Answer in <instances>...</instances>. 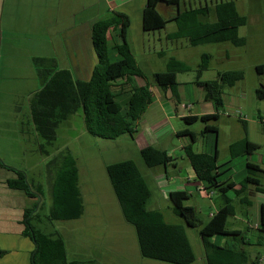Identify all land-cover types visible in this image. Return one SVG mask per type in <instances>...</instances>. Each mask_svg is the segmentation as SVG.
I'll return each instance as SVG.
<instances>
[{
	"label": "trees",
	"instance_id": "trees-1",
	"mask_svg": "<svg viewBox=\"0 0 264 264\" xmlns=\"http://www.w3.org/2000/svg\"><path fill=\"white\" fill-rule=\"evenodd\" d=\"M180 1L146 0L142 14L143 31L160 30L171 22L175 25V31L166 36L168 40L184 39L191 46L221 42H229L236 47L245 45V39L238 36V29L246 24V18L237 13L233 1H220L211 7L205 4L189 8H181ZM159 7H165L172 12L165 15L159 11ZM212 14L215 20L209 22ZM129 25V17L122 12H113L109 14V18L93 25L92 45L97 64L87 81L75 79L69 70L59 68L52 58L32 59L40 87L29 100L28 108L33 129L43 141L39 148L44 156L51 154L47 150L54 147L58 127L79 110L82 111L84 128L89 135L116 140L123 135L133 136L136 124L154 99L151 91L153 86L163 93L169 92L174 107L173 99L178 100L177 74L188 72L190 68L186 63L170 58L164 72L154 73L150 79H146L127 40ZM108 30L116 35V61H111L108 56L105 36ZM209 60L210 55H201L197 76L207 69ZM255 71L258 75H264V65H257ZM132 77L143 79L145 84L133 87ZM242 79V71H227L218 73L215 80L205 81L202 86L199 83V86L204 92L205 100L210 101L218 112L224 104V88H231ZM128 86L129 89L125 92L123 89ZM254 94L257 99L264 100V86L257 88ZM217 119L218 114L215 113L183 120L187 124L203 122V135L207 132L217 134V127L208 124L209 121ZM242 123L245 137L229 145L231 158L250 156L259 148L248 140L246 124L244 121ZM181 135H188L195 141V135L188 130L181 132ZM182 150L204 192L218 193L222 201L221 207L202 224L195 208L183 204L191 196L188 192L175 190L168 193L175 216L181 218L187 227L201 225L199 236L205 264H259L250 260L243 249L218 246L209 238L237 236L240 242L243 240L241 233L229 232L226 228L229 216L235 213L232 199L226 194L232 190L241 195L247 190V184L254 185L255 192L264 194V186L257 178L263 170L247 162V175L240 184L219 182L216 150L213 154L195 153L192 145L185 146ZM139 155L147 168L166 167L175 161L165 150L154 146L141 149ZM48 165L54 172L50 188L51 206L46 218L50 222L79 219L83 214V202L78 187L75 158L65 149L53 154ZM13 171L17 179L7 182L9 188L34 197V188L25 174ZM105 172L124 221L135 231L140 256L166 264H193L195 255L184 226L167 223L160 212L147 210L150 190L135 163L125 160L108 164ZM37 194L39 198L35 207L42 197L40 193ZM245 200L247 199H240V202L244 203ZM39 204L40 208L41 203ZM246 204L250 205V202L247 201ZM31 213V210H27L23 219L24 235L34 244L31 264H79L67 259L65 243L58 234L46 233L31 225ZM258 226V230L264 234V203L259 206ZM2 253L0 251V256Z\"/></svg>",
	"mask_w": 264,
	"mask_h": 264
},
{
	"label": "rangeland",
	"instance_id": "rangeland-1",
	"mask_svg": "<svg viewBox=\"0 0 264 264\" xmlns=\"http://www.w3.org/2000/svg\"><path fill=\"white\" fill-rule=\"evenodd\" d=\"M220 1L229 0H181L180 2L181 8H189L190 6L196 7L205 4L211 7ZM230 1L234 2L237 13L246 18V24L238 29V36L245 39V45L236 47L229 42H221L191 46L184 39L168 40L165 38L166 34L175 31L174 23L170 22L160 30L146 32L144 53L134 49L136 63L146 79H150L154 73L164 72L166 63L170 58L186 63L190 70L177 74V83L179 84L178 100L173 99L175 104L174 107L171 106L182 111V105L190 104L193 107L192 112H199L202 104L201 98L204 93L199 83L202 86L205 81L215 80L218 73L242 71L243 79L241 81L231 88H224V104L222 108L218 109L217 121L208 122V124L217 127V134L207 132L202 135L204 123L201 121L187 124L180 118H173L170 124L163 126L156 132L150 131V135L154 137V135L160 134L158 143L155 146L159 149L169 150L168 152L176 159L175 161L178 164L176 171L179 176L185 177L190 165L184 153L175 147L179 146L181 142L184 144L188 139L180 138L174 132L187 128L196 136L193 145L194 150L202 151L206 145L210 153H213L214 149L217 151V167L220 172L218 180H231L236 184H240L247 175L246 163L249 162L263 170V173L258 174L257 178L260 184L264 186V100L257 99L254 94L257 88L264 86V75H258L255 71L257 65H264V0ZM159 8L165 15L172 12L165 7ZM214 20L212 14L208 21L213 22ZM21 53L17 51V56L11 57L12 67L10 69H30L27 67L29 62L27 59L22 58ZM203 54L210 55L209 64L207 69L197 76L198 65ZM109 55H112V51H109ZM32 59L30 58L33 67ZM32 69L34 70V67ZM88 70L86 69L83 75L73 71V77L77 79L85 78V73ZM21 76L25 78V74ZM12 81L21 83V79ZM142 81L145 83L143 79ZM152 90L154 96L156 94L158 97L161 93L155 86L152 87ZM15 96L16 92L12 91L10 96L6 97L8 108L4 111V115L12 118L14 114H20L23 132L20 137H17L16 134L12 135L8 128H5V132L0 133V160L15 168L16 171L26 173L30 182L34 177L38 180L40 173L44 170V180L41 181L40 178V181H37L42 184L43 201L30 223L46 233L55 234V232H60L59 236L66 244V255L69 261L89 264L88 256L103 261L104 252L102 248L104 246L101 244L107 230V233L109 232V244L113 246L119 242L121 237L130 235L132 238L131 242H129L130 239L127 240L128 243L124 246L125 250L122 254H118L111 245L109 246V264H166L144 259L140 256L135 231L132 226L124 221L108 181L105 165L131 160L145 178L150 190L151 196L146 206L147 210L160 212L167 223L184 226L195 255L193 264H204L201 259L203 251L199 236L201 225L195 228L187 227L181 218L173 214L172 204L168 199L169 192L183 190L184 186H180L179 182L174 184L169 180L163 179L159 182L158 179H154L152 175L157 170L145 166L138 153L139 143L137 141L133 142L129 135H123L116 140H105L89 135L84 128L81 110L71 115L66 122L58 127L54 151L57 148L67 149L76 160L79 179L85 180L78 184L84 196L85 214L82 218L74 221H48L46 216L51 206V187L48 185L45 176L46 172H49L52 179L54 170L51 167L48 168L45 163L41 164L42 159L33 154V149L38 144H42L43 141L35 132L30 130L31 124L28 118L27 102L20 110L14 108V105L12 106L15 101L21 103V100ZM211 106L215 111L212 104ZM141 121L142 118L138 123L139 131L143 127ZM242 121L246 124V137L258 145L259 148L250 156L231 158L228 146L245 137ZM162 170L164 169L162 168ZM167 172L171 175L175 173L172 165L167 166ZM87 185L89 186V192L85 191ZM246 187L250 190L254 188V185L247 184ZM187 189L193 192L190 193V198L185 200L183 204L195 208L200 222L202 224L206 223L210 214L221 206L220 195L212 192L213 194L207 198L203 191L196 190V193L194 187H187ZM226 195L232 199L235 211L234 215L229 216L227 220V230H241L242 236L248 240L253 239L256 233L248 228V224L245 222L246 218L241 214V211L244 212L247 207L240 202V199L242 200L243 196L246 195L254 203H260L264 202V195L260 193L255 196L238 195L232 190L228 191ZM87 197L88 199H86ZM249 218V223L253 225L256 220L253 217ZM125 230H128V233ZM209 240L218 246H230L236 249L241 246L239 237L236 236H213ZM81 243L92 248L79 249ZM243 248H245L250 260H255L257 256L264 255V247ZM99 253L103 255H98Z\"/></svg>",
	"mask_w": 264,
	"mask_h": 264
},
{
	"label": "crops",
	"instance_id": "crops-1",
	"mask_svg": "<svg viewBox=\"0 0 264 264\" xmlns=\"http://www.w3.org/2000/svg\"><path fill=\"white\" fill-rule=\"evenodd\" d=\"M145 6L146 0H0V133L5 132V128H8L12 135L16 134L17 137L22 135L23 126L21 123L20 114H14L12 118H9L8 116L4 115V111L8 108L6 97L10 96L12 91L16 92L15 97H18L21 100V103L19 101L13 102L12 106L14 105V108L16 107L17 110H20L24 104H26V102L29 105V100L31 99L32 95L40 87L37 77L35 78L36 73L32 69L33 67L31 65L30 58L36 57L55 59L57 66L59 68L69 70L72 76L73 71L79 75H83V72L86 69H89L85 73V78L79 79L87 81L91 76L92 69L97 64V56L92 45L93 25L100 20L109 18V14L113 12H122L126 14L129 17L130 22L127 40L131 46V49L133 50L134 56V49L140 53H144V44L147 33L143 31L142 14ZM114 33L115 32H109L108 30L105 35L108 56L110 57L111 61H116L118 59L117 52L114 49L116 44V35ZM168 34H166V36ZM17 51L22 52L21 56L22 58L27 59L29 62L27 67L30 69H10L12 67L10 61L11 57L17 56ZM109 51H112V55H109ZM23 74H25V78L21 76ZM19 79H21V83H14L12 81ZM131 81L133 87H140L145 84L139 77H132ZM128 89L129 86L123 90L126 92ZM151 91L154 93L152 88ZM160 92L161 93H159L158 97L155 94L153 101L146 107L141 121L143 122V127H141L139 131L138 122L135 126L133 136H129L133 142L137 141L139 143L138 153L141 149L147 146L156 147L155 145L158 143V136L160 134L154 135V137H152L150 135V131L156 132L163 126L170 124V121L173 118H180L183 120L187 117H200L217 113L213 110L211 106L212 103L205 100L204 94L201 98L202 104L199 112H192L193 107L190 106V104L182 105V111L177 108L174 110V108L171 106L170 93H163L162 91ZM28 118L30 120V116ZM30 124L31 132H35L31 120ZM184 130H187V128L174 132L176 136L188 139L184 144L181 142L179 146L175 147L181 152H183V147L192 145L193 149V145L195 144V141H192L188 135H181V132ZM188 131L191 132L189 129ZM39 146L40 144H38L36 148L33 149V154H35V156H39L40 159H42L41 164L45 163L49 168L48 164L50 157L56 152L62 151V149L57 148L54 151L53 147L52 150H47V152L51 153L52 155L50 154L44 156L41 153ZM206 147L207 146L205 145V148L202 151H197L194 149L193 151L195 153L213 154L210 153ZM162 150H165L167 154L171 156V154L168 152L169 150ZM171 157L173 158V156ZM171 165L175 169V173L172 175L167 172V166H159L154 168L157 171L153 173L152 177L154 179H158L159 182H161L163 179L166 181L169 180L174 184L179 182L178 184L180 186H184L182 191H186L189 194L193 191L191 192L187 189V187H194L195 192L196 190H202V184L196 180L191 168H189L186 176L182 177L179 176L178 172L176 171L178 168L176 161L168 166ZM162 168L164 170H162ZM13 170L16 171L15 168L8 166V164L0 160V251L3 252L0 256V264H31L34 244L26 235H24L25 227L23 224V219L27 210H31L32 217H35L37 211L39 210V203L43 201L41 197V200H38V204L35 207V203L39 198L37 193H40L41 196L43 193L42 184L37 181H40V178L41 181L44 180V170L42 173H40V178H38V180L34 177L31 182L28 180L27 174L23 171H20L25 174L27 181L33 186L35 191H33L35 193L34 197H28L23 191L9 188L7 182L17 179V175ZM47 171H49V169H47ZM217 173L219 177V170H217ZM45 178L47 179L48 185L51 187V178L49 172H46ZM81 181L85 180L79 179L78 170V184H80ZM218 181L234 183L231 180ZM78 187L83 202V214L80 217L82 218L85 214L84 196L83 192L80 190V186ZM88 187V185L85 187L86 192H89ZM244 194L255 196L259 193L255 192V188H253L250 190L247 189L243 195ZM243 198L247 199L244 202L247 209H244V212L241 211V214L242 216H245V222L248 224V228L255 231L256 234L251 240H248L242 236L243 240L240 242L241 246L239 249H243L245 251V248L243 247L252 246L263 248L264 234L258 230V223L259 206L264 202L254 203L246 195L243 196ZM86 199H88V197ZM247 201L250 202V205L246 204ZM212 214H210V216ZM249 217H253V219L256 220L253 225L249 223ZM125 232L128 233V230H125ZM229 232H238L242 234L241 230L237 229L231 230ZM59 233L60 232H55V234L58 235ZM108 235L109 232L107 233L106 230V236L104 240L102 239L101 244L104 246V248H102L104 252L103 261L98 260L97 258H90L88 256L89 264H109V246L111 244H109ZM128 239H130L129 242L132 241L130 235L121 237L119 242H117L115 246L111 245V247L114 248L118 254H122L125 250L124 246L128 243ZM81 244L79 245V249L92 248L87 244H84L83 246L85 247H83ZM242 245L244 246L242 247ZM101 254L102 253H99L98 255ZM201 259L205 264L204 257ZM81 261L83 262V260ZM95 261H97V263H95ZM255 261H257L259 264H264V255L257 256ZM84 263L86 264V262Z\"/></svg>",
	"mask_w": 264,
	"mask_h": 264
},
{
	"label": "built area",
	"instance_id": "built-area-1",
	"mask_svg": "<svg viewBox=\"0 0 264 264\" xmlns=\"http://www.w3.org/2000/svg\"><path fill=\"white\" fill-rule=\"evenodd\" d=\"M202 190H203V189H202ZM202 190H200V192H201ZM203 192H204V190H203ZM211 194H213V193H212V192L205 193V195H206L207 198H209V197L211 196Z\"/></svg>",
	"mask_w": 264,
	"mask_h": 264
}]
</instances>
